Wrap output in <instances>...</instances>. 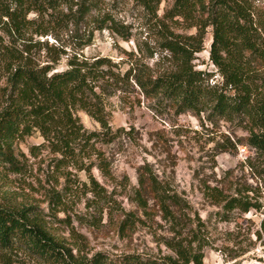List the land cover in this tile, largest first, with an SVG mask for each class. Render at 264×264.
<instances>
[{"label": "rangeland", "instance_id": "rangeland-1", "mask_svg": "<svg viewBox=\"0 0 264 264\" xmlns=\"http://www.w3.org/2000/svg\"><path fill=\"white\" fill-rule=\"evenodd\" d=\"M173 2L162 0L157 15L151 16L133 0H104L102 6L112 9L115 17L130 28V39L123 40L108 30L93 31L87 47L81 44L90 36L89 18L75 21L66 16L69 10L62 6L44 16L39 30L46 35L36 34L33 25L18 45L27 50L33 66L48 65L56 71L65 70L66 60L73 54L85 59L108 57L122 70L133 60L151 68L168 69V54L160 46L161 22L179 34L196 32L180 20L163 19ZM30 19L41 23L35 13H30ZM210 40L208 29L204 50L196 55L194 64L213 73L209 82L218 85L221 78L208 58ZM7 75L0 64V94ZM128 91L117 92L108 100V124L116 138L110 143L94 144L107 160L109 170L102 173L92 167L90 171L53 173L50 164L54 156L40 146L43 139L33 131L15 142V153L24 168L19 174L1 172L0 195L12 203L36 206L48 216L54 214L51 233L58 238L69 239L70 221L74 232L85 237L83 252H102L111 264H119L128 255L148 256L158 262L166 257L177 260L172 246L179 244L198 249L203 264H264V177L259 175L264 157H257L253 149L239 143L246 136L245 129L236 122L208 119L207 113H178L168 102L146 99L134 85ZM74 112L82 132L101 131L87 113ZM248 157L253 170L247 166ZM90 176L100 186V196L90 192L94 187ZM152 178L176 200L177 205L170 207L175 222L161 211L149 191H143L140 200L137 198L139 181ZM211 188L226 197L249 190L244 194L259 205V210L228 211L223 204H216L212 194L217 193H211ZM55 191L62 193L64 203L53 210L51 197ZM23 264L35 263L24 257Z\"/></svg>", "mask_w": 264, "mask_h": 264}, {"label": "trees", "instance_id": "trees-1", "mask_svg": "<svg viewBox=\"0 0 264 264\" xmlns=\"http://www.w3.org/2000/svg\"><path fill=\"white\" fill-rule=\"evenodd\" d=\"M133 1L147 14L156 16L162 0ZM102 2L0 0V64L8 73L0 94V174L22 172L24 165L15 153L14 144L33 131L39 132L43 139L40 146L54 156L50 164L53 173L69 169L90 171L92 167L102 173L109 170L107 160L95 150L94 144L110 143L116 138L108 124V100L117 92H129L132 85L146 99L168 102L178 113L189 111L196 116L207 113L208 119L236 122L246 132L239 143L253 149L257 157H264V0H174L163 19L180 20L187 29L196 32L179 34L165 21L161 22L160 46L168 54V69L151 68L133 60L122 70L119 63L108 57L85 59L77 54L67 58L62 71L29 62L27 50L18 41L25 40L33 25L36 34L46 35L39 30L44 16L62 6L69 10L66 16L75 21L89 18L90 36L81 47L90 45L93 31L108 30L123 40L130 39V28L115 17L112 9L104 8ZM31 12L37 14L41 23L28 20ZM208 29H211L208 58L221 78L218 85L209 82L213 73L194 64L196 55L204 50ZM77 110L87 113L101 131L82 132L74 115ZM20 156L25 157L22 153ZM246 163L253 170L249 157ZM262 168L259 175L264 177ZM139 183L137 198L140 200L142 192L149 191L161 211L175 222L170 207L177 205L176 200L153 178L141 179ZM90 184L94 186L90 192L100 196V186L92 176ZM210 191L217 193L212 194L216 204H223L228 211L259 210V205L244 194L249 190L231 197L223 196L218 189ZM52 194L51 209L56 210V206L63 205L64 198L59 191ZM52 221H56L54 214L48 216L36 206L12 203L0 195V264H23L24 257L35 264H111L102 252L92 255L83 252L85 237L74 232L70 221L68 240L53 235ZM261 227L264 231V220ZM257 234L260 238V233ZM172 250L177 260L166 257L158 262L148 256L128 255L119 264H203L198 249L179 244L172 246Z\"/></svg>", "mask_w": 264, "mask_h": 264}]
</instances>
